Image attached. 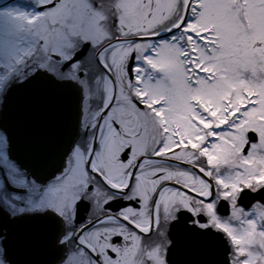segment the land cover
Listing matches in <instances>:
<instances>
[{
	"label": "snow or ice",
	"instance_id": "snow-or-ice-1",
	"mask_svg": "<svg viewBox=\"0 0 264 264\" xmlns=\"http://www.w3.org/2000/svg\"><path fill=\"white\" fill-rule=\"evenodd\" d=\"M0 264H264V0H0Z\"/></svg>",
	"mask_w": 264,
	"mask_h": 264
}]
</instances>
